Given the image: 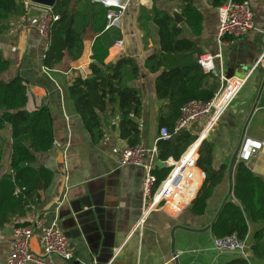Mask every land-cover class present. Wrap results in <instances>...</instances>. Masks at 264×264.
<instances>
[{"label":"crops","instance_id":"crops-1","mask_svg":"<svg viewBox=\"0 0 264 264\" xmlns=\"http://www.w3.org/2000/svg\"><path fill=\"white\" fill-rule=\"evenodd\" d=\"M248 1L254 28L240 37H226L220 45L216 41L217 7L210 5L209 0H195L203 17L200 35L193 36L184 21L180 23L184 27L183 35L191 38L194 45L190 52L177 57L198 62L201 56H210L217 71L221 70L232 80H243L236 96L205 136L213 144L212 168L216 170L225 165L224 176L206 200L203 214H195L191 202L184 200L173 206L169 200L150 210L142 221L144 170L140 166L118 164L119 152L130 146L119 134L118 114L109 109L102 114L103 135L94 142L67 89L70 79L78 71L90 72L92 46L100 34L88 28L83 36L80 57L71 60L65 56L60 63L48 68L43 63L47 43L37 32L43 6L29 2L22 14L9 19L8 28L0 33V51L9 67L0 74V79L8 81L20 77L27 86L26 109L42 106L48 109L52 146L38 156L37 162L50 168L53 178L42 193L40 207L28 208L24 214L13 216L0 227V264H4L9 252L13 227L27 224L36 216L44 217L47 224L55 223L62 228L73 247L69 262L52 256L54 264H93L98 258L107 260V264H224L239 255L234 251L218 250L210 227L225 200L233 198L235 166L231 179L227 169L233 152L247 139L261 142L260 148L245 161L264 179V57L261 58L264 0ZM153 4V0L129 1L118 28L123 43L110 46L105 58V62H113L121 56H132L138 64V78L130 84L140 91L142 109L137 118L138 143L147 148L157 145L158 112L163 100L154 90L157 73L149 72L144 65L146 57L157 47V38H144V31L138 27L137 14L139 6L151 8ZM155 5L167 10L171 16L174 11L181 15L179 1L156 0ZM218 53L219 58L216 57ZM169 57L166 56L162 68L173 64ZM207 123L208 120L205 123L199 120L187 129L201 137L208 130ZM0 140L4 149L1 176L11 171L9 126L0 131ZM199 142L200 139L185 156L189 153L190 157ZM174 161L173 158L160 161L155 156L153 163L171 169ZM194 167L189 165L190 173ZM248 226L245 238L248 259L251 264H264V260L255 259L249 251L253 230L258 225L249 223ZM30 247L35 254L43 255L36 236L31 239Z\"/></svg>","mask_w":264,"mask_h":264},{"label":"trees","instance_id":"trees-1","mask_svg":"<svg viewBox=\"0 0 264 264\" xmlns=\"http://www.w3.org/2000/svg\"><path fill=\"white\" fill-rule=\"evenodd\" d=\"M155 1L151 8L139 6L137 22L145 33L144 38H157V47L146 57L144 65L149 72L157 73L154 90L163 100L158 112L159 128L165 126L172 130L180 115V107L192 98L211 99L220 87V80L212 71L204 72L197 61L162 68L167 55L189 51L194 42L183 35L184 27L177 24L167 10L156 6ZM167 1L180 2L184 24L193 36L200 35L203 17L195 0ZM225 1L209 0V3L218 7ZM51 10L59 18L51 24L44 52L43 63L48 68L60 63L65 56L77 60L82 54L83 36L88 28L100 34L92 46L90 72L78 71L67 85L75 110L92 140L95 142L102 137V114L109 109L118 114L120 136L130 146L137 144L140 141L137 118L142 103L139 89L130 82L138 78V64L132 56L105 62L109 47L121 36L120 30L117 27L104 29L106 9L96 0H56ZM23 12L24 0H0V33L8 28L12 16ZM8 67L9 62L0 51V74ZM27 101V86L20 77L8 81L0 79V131L9 126L12 138L11 171L0 176V227L13 216L24 214L26 209L40 207L42 193L53 178V171L37 162L38 156L52 146L49 111L45 106L27 110ZM199 139L188 129L173 133L169 139H159L157 158L160 161L178 160ZM212 147L206 137L201 140L195 155L197 168L192 171L196 180L185 199L186 203L191 202V210L198 215L204 213L206 200L222 180L226 169L225 165L216 170L212 168ZM3 153L0 140V162ZM169 171L170 167L163 165L155 166L152 173L160 182ZM232 195L233 198L225 200L219 209L211 224V232L214 238L235 236L244 240L249 232L248 224L258 225L253 230L249 251L255 259L264 260V179L244 160L235 164ZM224 264L251 263L237 254Z\"/></svg>","mask_w":264,"mask_h":264},{"label":"built area","instance_id":"built-area-1","mask_svg":"<svg viewBox=\"0 0 264 264\" xmlns=\"http://www.w3.org/2000/svg\"><path fill=\"white\" fill-rule=\"evenodd\" d=\"M105 7V28H119L122 18L129 6L130 0H96ZM29 2L24 1V10L27 9ZM218 22L216 28V41L220 45L226 37H240L254 28V17L250 2L248 0H226L217 7ZM59 18L50 7L43 6L40 15L37 32L38 35L47 43L51 24ZM122 39L115 41L116 45H121ZM47 49V47H46ZM220 53L216 54L219 58ZM264 57V50L261 58ZM213 58V56H212ZM198 63L201 67L207 68L204 72L212 71L220 80V87L214 96L205 101L199 98H192L180 107V115L176 119L172 130L161 127L158 130L157 140L169 139L173 133L182 129L189 128L202 118H207L208 129L216 123L222 113L226 110L230 102L236 96L243 80H232L224 76L221 70H216L211 62L210 56H201ZM204 128V130L206 129ZM203 130V131H204ZM202 135V134H201ZM193 143L181 155V157L171 163V169L167 176L157 182L152 173L154 158L157 157V146L147 148L141 143L128 146L121 150L117 156L119 165L140 166L144 170L141 184L143 194V210L140 221L150 210H155L165 201L173 202V206L182 204L186 196L194 187L196 175L189 172V165L196 166L195 155L198 149L186 157V152ZM261 142L248 140L238 153V160H248L250 155L258 148ZM193 151V149L191 150ZM169 159V158H168ZM167 161V160H166ZM202 177V176H201ZM17 192V191H16ZM38 238L43 255L35 254L30 247L31 239ZM215 246L218 250L238 252L244 258H249L247 246L244 240H238L235 236L225 238H215ZM52 256H58L65 261H70L73 257V247L68 236L62 228L55 223L47 224L44 217L36 216L27 224L15 225L12 229L9 252L4 264H54Z\"/></svg>","mask_w":264,"mask_h":264},{"label":"water","instance_id":"water-1","mask_svg":"<svg viewBox=\"0 0 264 264\" xmlns=\"http://www.w3.org/2000/svg\"><path fill=\"white\" fill-rule=\"evenodd\" d=\"M28 2H31V3H35V4H38V5H42V6H47V7H50L52 8V6L54 5V3L56 2V0H26ZM172 17L174 19V21L177 23V24H180L181 22L184 21V17H182L178 12L174 11L172 12ZM209 131V129L207 130V132ZM206 132V134H207ZM205 134V136H206ZM204 136V138H205ZM201 138V137H200ZM203 139V138H202ZM201 139V140H202ZM200 140V142H201ZM200 142L198 144H200ZM242 145L240 144L236 149L235 151L233 152L232 156H231V159L229 161V165H228V169H227V173H228V177L229 179H231V176H232V171H233V167L235 166L236 162L238 161V153L239 151L241 150V147ZM230 194V193H229ZM228 194V195H229ZM69 262V261H68ZM107 260H101V259H94L93 261V264H107Z\"/></svg>","mask_w":264,"mask_h":264},{"label":"rangeland","instance_id":"rangeland-1","mask_svg":"<svg viewBox=\"0 0 264 264\" xmlns=\"http://www.w3.org/2000/svg\"><path fill=\"white\" fill-rule=\"evenodd\" d=\"M122 19H123V18H122ZM184 33H185V31H184ZM186 52H190V50H189V51L178 52V53H176L175 55H169V56H170V57H169V60H171L172 63H173V64L170 65V67H171V66L178 65V64H186V63H189L188 60H183V58H181V57H177V56H180L181 54H184V53H186ZM167 60H168V59H167ZM182 61H185V62H182ZM190 62H191V61H190ZM206 120H207V118H202V119H201V121H202L203 123H205ZM204 134H206V133H204ZM201 137H202V136H201Z\"/></svg>","mask_w":264,"mask_h":264},{"label":"bare ground","instance_id":"bare-ground-1","mask_svg":"<svg viewBox=\"0 0 264 264\" xmlns=\"http://www.w3.org/2000/svg\"><path fill=\"white\" fill-rule=\"evenodd\" d=\"M206 132H207V131H206ZM204 136H205V134L202 135V137L200 138V140H201L202 138H204Z\"/></svg>","mask_w":264,"mask_h":264}]
</instances>
